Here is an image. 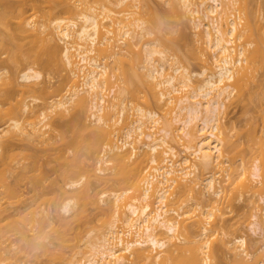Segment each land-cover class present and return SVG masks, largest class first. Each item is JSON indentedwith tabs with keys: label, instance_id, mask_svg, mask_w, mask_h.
Listing matches in <instances>:
<instances>
[{
	"label": "bare ground",
	"instance_id": "6f19581e",
	"mask_svg": "<svg viewBox=\"0 0 264 264\" xmlns=\"http://www.w3.org/2000/svg\"><path fill=\"white\" fill-rule=\"evenodd\" d=\"M73 1L75 3H73ZM177 1H179L181 9H184L185 14L186 12L189 13L190 15H188V17L191 16V18L193 19L192 20L189 18L188 20L193 23V27L191 26L190 28L193 30L192 34L197 32L196 35L194 34L193 36H200V38L197 36V42L200 40V42L202 41L201 43H203L204 45L203 46L199 44L200 42L197 43L193 38V41L196 42V44H199V46L194 44L196 47L199 48L200 45L201 47H204H200L201 51H197L198 53L196 54L198 56L200 55L199 53L202 54V56H199V59L206 65V68L203 69V72L199 73L198 75L203 79L201 81L199 80V82L197 81L196 83L194 77H196L197 75L190 73L188 71V68L181 66L178 62L174 61L172 59L173 57L168 54L166 45L163 46V43L165 42L168 47H171V45L168 44L169 39L165 37L167 39L166 40L161 35L162 32H165V28L168 27V25L165 24L168 19L163 16L164 18H166V21H164L165 19L162 20L160 16L156 17L155 15V18H152L150 17V15H148V19H146L147 21L150 19L148 21L150 25H148V23L145 22L146 20L144 21L143 18H136L137 14L133 12H137L136 10L137 8H139L138 0H59L57 3H55L56 6L53 5V7L51 6L49 8L47 14L48 16H50V18H52L53 14L56 13L57 8H60L59 13L64 14L65 17H53L54 19L52 18V21H44L39 24L37 23L38 25L36 24V22L38 21H35V23H33L34 21H31L32 19L30 20V18H26V16L24 15L26 14V12H23L25 10H21L22 13L20 10H16L18 12L20 11L19 14L16 12L17 19L19 20L17 24H19L18 26L20 29H18V26L17 28H15L17 30L22 29V31L18 33L21 34L23 31L26 34L29 32L33 33L32 29L34 28V32H39L41 30L43 33L47 34V37H50L51 40L49 41L52 42L50 43L48 41V43L50 44V48L46 45V41L45 45L48 48L44 47V50L46 51V49H48V52L44 51L43 53L42 49V51L39 52H42L43 54L41 53L40 55H38L39 60L38 58H36V60H38L37 62H40L41 55L44 57L45 53H47V56H45L48 58L50 57L48 55L51 54L53 56L52 59L54 58L53 61L57 60L58 62L51 63V60L48 58L50 60V64L53 65L54 63L55 65H60L61 68L64 67V70L66 69L67 71H69L67 75H69L68 82L70 83V85L66 84L65 88H67V86H70L71 88L69 87L68 90L71 89L72 91L67 90L71 93L70 95H68L67 93V96H64L65 98H63L62 96L63 99H58V97L60 96L58 95V92L57 95H55L57 99L54 100V97H51L52 99L50 102L45 99L44 103L46 104V106L48 105L49 108L44 106L45 104L43 103V108H46V110H42L40 112L30 110V105L28 103H24V108L22 107L20 110L21 115L22 113H24V115L22 116L28 114V118L25 116V118L27 119L23 120L24 117H22L23 119H20L26 122L28 121V124L26 122L25 123L27 125L24 124V122H22V124L19 119L16 120L11 118L12 122L9 127L10 129L6 131V134L7 136L11 135L10 137L16 140L18 138L16 137L17 135H26V137H29L28 139H32L31 141L46 143V132L44 133L43 129L49 128L51 125L46 124V122L52 116L50 115V113L53 112L54 115V113L56 112L62 118H64L66 114H68L70 117V121L65 123V125L64 123L63 125L59 124L60 126H58V129H61V140L64 141V144L60 145H62L64 149L68 147V150L72 151V156L68 154L70 151L65 153L66 150L62 151V146L61 148L59 147V153L62 151L61 153H65V155L68 154L69 157L68 155L65 156L64 154L60 155L58 153V158L56 157L57 162L60 163V175H58L62 177L63 179H60L64 180V183L67 182L68 186L72 189H76L78 185L81 186V188L79 187L80 189L76 191V193L79 192L78 194H76L78 196H74V198H78L79 200H77L80 201L78 202V210L74 212V214H72V216L68 219L67 217L63 216L64 218H62L61 216L60 226L57 228L52 227L51 240L49 243L46 242V239L50 236H48L45 232V229L49 224V220L46 215H43L44 213L42 210L38 211V209H40L39 205V208L37 210H30V214L26 213V215H28L26 217L25 215H23L24 217H21L22 213L25 214L26 211L22 213L21 211L17 213V211L15 214L16 216L14 217H21V222H17L14 219H11L10 221L12 215L10 213L8 214V209L12 205L11 201L16 200L14 198H17V194L19 192L17 191V188L21 187L18 186L19 184H15V182L19 183L21 180V182L23 183V181L25 182V179L27 177H29V179L31 177L30 180H32V177H34L33 180H36L37 177H35L34 174H37V172L41 173L39 172L41 171V167L37 168V166L42 165L40 162H38V165L33 166L29 164H23V166H25H21V169L20 167H16L12 164V161L16 160V158L12 157H17L16 155H19V152L17 150L21 149L19 148L16 150V147L13 146L15 147L13 149L16 151L12 152L13 149L11 148V146L13 145V142L11 144L7 140H13L7 136L6 137L8 139L6 140L0 139V150H2V154L0 155L2 159L6 158L2 160L0 157V170L1 168H3L0 171V224H4V222L6 221L5 225H0V264H20L22 256H24L23 258L26 259L29 258L28 260L33 258L34 260H38L41 256H47V264H83L79 260L77 261V252L74 251L76 246L73 244V240L70 237V231L73 229L74 224L76 222H82L85 225L90 223L91 214L89 209L102 211L103 213L101 214L103 215L112 213V210L116 211V209L120 212L122 206L120 204V201H122L123 197L124 199H126L125 196H127V194L131 192L132 189H135L138 192V194L135 195L137 197L134 196L132 201H128V203L126 202V205H124L125 210L122 208L125 212L122 209L121 213L115 212L116 215L119 213L122 217H124L121 219L118 218L119 214L117 215V218L119 220L124 221V225L128 227V230L123 232L122 229L121 233H118V229L116 230V226H119L116 224L117 221L114 220L115 222L113 221L112 223H110L108 229L109 231H107V234H105L101 239H99L98 243L92 245V247L90 248V254L84 264H213V259L215 258V248L213 246L214 243H212L209 238L205 240V238L209 236L208 233H210L211 228L207 227L208 224H206L207 226L202 224V218L199 220H193L194 222L191 221V223H189L187 219H182L184 213H186L187 215L191 213L189 210L188 211L190 213L184 212L182 215L181 213L179 214L177 212L178 210H174L173 208L169 209V190L176 186V188H179L177 192L183 193L184 196L187 195L185 197L188 198L186 200H182V205H180L181 209H184V207L188 205V199H197L198 201L202 200L196 203L197 207H199V210L203 212H200V215L203 214L204 217L207 216L205 217L207 218V220L205 218L204 220H206V222L208 221L207 223H210L211 219L214 217V214L213 212H208L207 214L206 210H202L204 208L202 203L215 200V198H212L214 196H221V190H216L215 188V184L217 181L214 178L215 176L211 175L204 179L206 190L204 188L203 190H197V187L192 184H188L186 181L190 182L188 178L191 177L197 179L198 175L196 176V174L200 172V168H204L206 170L208 169L209 171V169L220 165L222 162H224L220 160L225 159L224 154H229L228 151H226L227 153L223 152L225 151V149H223V145L227 143V139L225 138L226 136H224V128L226 127L224 122L222 123V115L227 108V104L231 102L233 98L239 97L237 89H239L240 83L244 82V78H247V76L249 75L248 73H250V71L255 66L252 65L253 62L256 59L257 61H261L259 60L260 58L262 60L264 59V49L254 40V36H256V34L254 35L252 21L247 16L249 15V11L246 14V11L248 9L247 4L251 2V0H241L243 1V6L246 7L245 9L243 7V9L245 10L244 13L247 16V21L243 28L239 27L240 23H238V21L233 18L234 16L232 17L231 15L234 10H237L236 6L238 5L240 0ZM52 2L54 4V1ZM24 3L22 4L24 5ZM27 3H30L33 7H37L38 2L35 0H29V2H26V4ZM98 3H103L102 5L99 4L101 6L100 11L97 10V7L94 6V4ZM30 4H27L25 6H30ZM175 5L178 6V3ZM4 6L7 7L6 5ZM134 8H136V10H134ZM13 11H7V13L5 12V14H3V17L1 16L2 20L6 21L3 18H7L8 20V18H11V16L15 17L16 14H14L15 12ZM130 15L134 16V18H130ZM158 15H160V13H157V16ZM233 15L235 14L233 13ZM6 23L4 26H6ZM15 28H13V30H15ZM163 28L164 31H161ZM10 29L12 30V28ZM30 29L31 31H29ZM11 32H15V34H18L16 33V30ZM157 32H161V38L162 40H165L163 43L161 42V38H158L160 35ZM55 34H57L56 36H59V39L61 42H63L64 47L60 48L58 46L59 44H57L55 38H53V35ZM154 34H158L155 35L154 38L156 36L158 37H156L155 39L150 38ZM113 35H116L117 38H119L120 36L121 37L118 40H115L117 38H115V36L113 37ZM12 39L14 40L15 38ZM47 39L48 38H46V40ZM119 41H121L120 43L125 44L126 47L124 46V48L121 47L120 49V46L116 43ZM14 42L16 41L14 40ZM14 42L12 44H14ZM159 42H161L162 45ZM255 43L256 46L252 49L251 47ZM158 44L160 45L158 46ZM3 46L5 49L7 45ZM158 47H165V50L159 49ZM0 48L3 49V47L1 46ZM198 48H196L195 50H197ZM135 49L139 51H135ZM205 51L207 52L205 53ZM11 52L12 50L10 51V56ZM190 53L192 52L190 51ZM13 54L14 55L12 56L14 57L11 56V58H13V61H16L17 59L19 60L22 56L19 55L20 57H18L17 55L16 58H18L14 60L16 53L14 52ZM207 54H209V57ZM25 57L28 56H26L25 54ZM44 58L41 60L44 61ZM110 59L111 61L112 59L115 61V63L114 61L112 62L113 67L115 64V68L112 71L113 76L117 75V78L118 76H120L121 78H119L123 80H121L122 85L124 83V85L119 90V95H125L126 97L128 96V98L130 97L132 99L131 105H133V103L135 102V107H131H134V110L128 108V104L123 97H119L120 101L118 102V104H116L117 102L115 103V101H112L111 103L110 100H108L109 98H107L108 95H105V93L107 92L106 90L108 84L111 85L110 76L112 74H109L108 72V65L111 63L109 62L108 64L104 62ZM126 64H129L130 66ZM210 64H213V67H211ZM42 65H44V62ZM137 68H139L140 70ZM250 68L252 69L250 70ZM115 70L119 72L117 73ZM76 71L81 72V74H78ZM143 71L145 73H143ZM138 72L141 73L139 74ZM78 75L80 78L78 77ZM132 75L134 77L139 75L140 79H142L141 81L144 80L146 82V84H144L145 82L141 83L138 76V79L136 78V80L141 83V87L145 86V89L150 87L149 89H146L147 94L153 92L154 96H156V99L157 95L159 94L158 96L160 97H158L157 99L159 100L158 102L166 100L169 105L174 104V107L172 106L173 112L172 114L170 112V116L165 114L167 118L164 116L163 118H160V115L157 112H153L139 106L140 104L138 103V101L141 102L142 95L145 96V89L143 88L144 91L141 90V88H139L140 85H136L138 84V82H136V80L132 81L133 79H135L134 77H131ZM81 77H83V79H81ZM142 77H144L145 79H143ZM77 78L83 80V82L81 81L82 84H80L81 82H77ZM19 79L22 82L21 84L19 83V80L16 82V79L11 80L10 78V84H12L13 88L18 89L20 84L21 88L24 86L29 87L27 89H30L31 85H33V87H35L37 84L39 85V83L37 82H40L43 79V74L32 67H28L25 68ZM134 82H136V84ZM109 89V93L111 89L114 90L113 83L112 87ZM14 91L15 90H13V92ZM30 91H33L34 94H37V92H39V89L32 88V90L30 89ZM41 91L44 94H48V91H46V89H42ZM156 91H158V94L156 93ZM185 92L187 93L183 94ZM12 94L7 93L8 98L9 96L12 97ZM140 94L142 95L139 96ZM175 94L182 95L180 97H174L173 95ZM1 95L5 96L6 93L4 92L2 94L0 91V100H2ZM7 95L5 97L3 96V99L6 98ZM87 96H90L89 98L91 100H89L91 101V103L88 102L89 100ZM137 97H140V100L137 99ZM8 98L4 99L5 101L2 100L3 103L6 102ZM115 98L117 97L115 96ZM144 98H147V96H145ZM34 100L37 101L38 99L34 98ZM0 104H2V102ZM89 110H92L91 115V112H88ZM115 111L117 113H115ZM131 113H133V116L135 115L134 113H136V117L132 116V118L134 119L131 118V121L129 120L130 122L126 121V123H124L125 127L122 126L124 129H122L120 124H123L125 120L130 119L128 117L131 115ZM103 114L105 115L103 116ZM116 115H118V117ZM87 116L88 119L92 117L93 121H91V119L88 120ZM114 120L115 124L112 125L111 122L114 123ZM107 121H110L109 124H111L112 126L118 127L120 125L118 127L119 129L117 128L120 131L117 130V132H119V136L124 137L120 139L121 145L119 144V141L112 144L113 141L111 140V134L109 131H106L108 129L105 130V127L107 128ZM109 124L108 127H111V125L109 126ZM66 128L68 133H70L69 136H71V138H68L67 131L65 130ZM113 130L116 129H114L113 127ZM121 132L122 134H120ZM114 134H112V136H114ZM253 137L255 138V136L251 137L252 140L254 139ZM257 140L260 141L259 139ZM114 141L116 140L114 139ZM169 141H172V144L175 143V145L180 144V141L183 143L185 155L181 160H176L179 155L176 148L173 147V145L171 146L169 144ZM60 142L62 143V141ZM254 142L256 143L257 141L255 140ZM228 145L229 144H227L226 146ZM103 146H107L104 148H107V150H109L108 152L112 155L110 160L106 161V164L111 165V174L110 176L106 175L107 177L105 178L104 170L102 168L100 169V167L98 166V163L100 161L101 162L99 165H101L103 161L105 163V159H103V153L105 149H102ZM164 147H166V150H164ZM227 148H230V145ZM128 151H130V153ZM11 152L14 156L10 154ZM3 155H6V157H4ZM26 155L30 156V154H25L23 156ZM100 157H102V160H99ZM191 157H193L192 159L194 160H198L199 163L197 161H193L194 163H192ZM173 158L176 160V162L173 161ZM148 159L154 166L153 173H151V175L145 177L144 179L145 172L143 169V164L147 162ZM17 160L21 161V159ZM228 160L229 159H225L224 163H228ZM196 162L198 164H196ZM183 164L186 167H184ZM26 166L30 167L27 168ZM97 166L99 169L97 168ZM35 168L36 170H39L36 172ZM147 169L148 168H146L145 170ZM227 169L228 167H226V170ZM55 170L53 169V171ZM219 170L218 172H221ZM261 170L262 168L260 161H256L254 163L253 171L251 172L250 176L255 183L254 187H257L256 189L260 191V201L264 204V182L263 180H261L263 178ZM7 172L11 175L9 178L13 179L14 177L13 181L11 179V181L9 180V178L7 177L8 175L6 174ZM26 172L29 174H33V176H31V174L29 176V174H27ZM147 172L148 170L146 171V173ZM42 174L44 173L42 172L40 174L41 177ZM101 174L104 176L101 177ZM12 175L14 176L12 177ZM175 175L177 178L173 177ZM214 175L216 174L214 173ZM180 176L183 178V182L180 181ZM46 178L47 177L42 180L38 176L37 179H41L42 183H39L40 180H36V182L32 181V183L42 184L38 186L43 191L44 188H42L41 186L45 184ZM84 180L86 181L83 182ZM94 181L95 183L97 182V184L99 183L98 186L101 185L106 187L107 191H109V188H111V192L113 191L112 193L110 192L112 194L111 197H113L114 199L109 198L111 200L109 201L111 203L115 201L114 205H109L110 202L106 200L108 197H110V193L108 194L106 191H102L101 194H98V192L96 193V191L94 192V186L92 187V185L95 184ZM184 182L186 184H183ZM141 184H143L144 186ZM14 185H17V187H15ZM248 185L249 184H247V186L245 185L244 187H249ZM53 186L51 185L50 187ZM64 186L66 185L64 184ZM57 187L58 190L56 191L59 192L60 190L63 195L68 193L66 192V190L64 191V188H62L63 186L59 188V186L57 185ZM116 187L121 188L122 191L118 190L119 188L117 189ZM112 188H114L116 191L114 189L112 190ZM37 189L39 188H36V191H40V189ZM50 189H52L54 193V187ZM135 190H133L132 192H135ZM252 190L253 189L251 188V191ZM42 191H40L39 193H42V195H44L45 193ZM52 191H50V194H52ZM55 194L56 193H54V196ZM62 194H60L59 192L58 196ZM40 195L38 197L39 200H41ZM19 196L18 200L20 198ZM46 196L48 197L49 194H46ZM52 198L53 199L49 198L51 200L45 198V203H47L48 200V203L50 201L54 204L55 201L57 202L58 198L61 199V197L57 198V194ZM43 200H41V202ZM216 200L215 202H218V200ZM5 201H8L7 204L4 203ZM42 204H44V202L40 203V206H42ZM73 204V201H69L68 203L63 205V210L69 213L70 207ZM113 207L116 209H114ZM122 213L124 215H122ZM173 213H176L177 218L172 216ZM262 213H264V206L261 208H256V211L253 215V222L250 223L249 227L250 231L255 234L258 233V235L260 234L261 238L263 239L261 241L262 245L260 242V244H258L259 247L261 246L258 251L253 254L248 253L249 245L248 238L246 236H238L234 237L233 239L230 238L231 240L226 243V249L233 257L235 264H264V219L260 215ZM38 215H41V217L38 218ZM187 215L186 217L190 219V215ZM191 217L193 218V216ZM13 220L15 222H12ZM182 233L185 235V238L182 241L177 242V236ZM124 235L126 239L124 238ZM132 235L134 236V238L132 237ZM13 236H17L19 240H17L16 237L12 238ZM130 236L133 238V240H131L132 238ZM15 238L18 241L17 243V241L15 240L17 244L14 241L12 242V240ZM11 243L14 244L10 246ZM224 244L225 243L223 241V246ZM69 248H72V251H70V253L67 251V249ZM186 253H189L187 254L189 258L186 257V259H183ZM22 262L24 261L22 260L21 263Z\"/></svg>",
	"mask_w": 264,
	"mask_h": 264
},
{
	"label": "rangeland",
	"instance_id": "374dc122",
	"mask_svg": "<svg viewBox=\"0 0 264 264\" xmlns=\"http://www.w3.org/2000/svg\"><path fill=\"white\" fill-rule=\"evenodd\" d=\"M35 1L38 2L37 3V7H33L30 3H27V4H30V6H25V5H27L26 2H29V0H27V1L26 0H0V19H1L0 20V46L3 47V49L0 48V74H1L0 91H1L2 94L5 92L6 95H7V93H10V94L13 93L12 97L9 96V98H8L9 94L7 95L6 98H8V99L4 103H3L2 100L6 99V98L3 99L4 95H1V97H2L1 99L2 100H0V103L2 102V104H0V116H1V119H0V133H1L0 139H3V140L8 139L7 137L12 139L10 137L11 135L7 136V134H6V131L10 129L9 127H10V124L12 122L11 118L16 119V120L19 119L21 121V123L24 122V124H26V123L28 124V121L27 122L23 121V120L28 118V116H27L28 114L27 115L25 114V116L27 117V118H25V116H22V115H24V113H22V115H21V111H20L21 108L24 106V103H28L30 105V110H35V111H39L40 112L42 110H46V108L45 109L43 108V105L45 104L44 103L45 99L48 102H50L53 97H54V100L57 99V97L55 96V95H57V92H58V95H60L58 97V99L59 98L61 99L62 96H63V98H65L67 96L66 95L67 93H68V95H70V93H71V92H68V91L71 90V89L68 90L70 86L69 87L67 86V88H65L66 84L70 85V83L68 82L69 81V75H67L69 73V71H67L66 69L64 70L63 69L64 67L61 68L60 65L58 66V65H55L54 63H53V65L50 64V60H51V63L52 62H56V63L58 62L57 60L53 61L54 58L52 59L53 56L51 54L48 55V56H50V57H48L50 60L46 57L47 53H45L46 56L44 55V57H46V58H44L41 55V59L44 58L46 60V62H45V60L42 61L41 59H40V62H37L39 60V56L38 55H40L42 53V52H39V51H42V49H43V53H44V51H45L44 47H47V46L49 47L50 44L48 43V41L51 40L50 37H47V34L43 33L41 30L39 32L38 31L34 32L33 31L34 28L32 29L33 33L29 32L27 34L24 33V31L20 34L18 32L22 31V29L21 30H17L16 29L17 26L19 25V24H17V22H19V20L17 19V13L19 14V12L21 10H25V11H23L24 13L26 12V14H24V15L26 16V18H30V20L32 19L31 21H34L33 23H35V21H38V22H36V24L37 23L39 24V23L44 22V21H49L50 22L54 18H58V17H65L64 14L59 13L60 8H57L56 13L53 14V16H52V18L54 17L53 19L50 18V16H48V14H47L48 11H49V8L51 6L53 7V5L56 6L55 3H57L59 0L58 1H56V0H35ZM52 1H54V4H53ZM138 2H139V5H138L139 8H137V10H136V8H134V10H136L137 12H133V13L137 14L136 18L141 17V19L143 18V20L145 21L146 19H148L147 18L148 15H150V17H152V18H155V15H156V17L160 16V18L162 20L165 19L164 21H166V18L168 19V21H166L165 24L168 25L169 30H168V27L165 28V26H164L165 32H162L161 35L164 37V39H166V38L169 39L168 40V44L171 45V47H168V45L164 42L165 40H162V38H161L162 36L160 35L161 32H157L160 36L159 37L156 36V37L161 38V42L162 43L164 42L163 46L166 45L167 48H170V49L166 48V50H168V54H170L173 57L172 59L174 61L178 62L179 65L188 68V71L190 73L197 75L196 77H194L195 83L197 81L199 82V80L201 81L203 78L199 77L198 75H199V73L203 72V69L206 68V65L199 59V56L200 55L202 56V54L199 53L200 55L198 56L196 53L201 51L200 47H201V45H203V43H201L202 41L200 42V40H199L198 42H200L199 44H201L200 47L198 48V47L195 46V45L199 46V44H196V42L198 40V38H197L198 35L196 37H194L193 35L194 34L196 35L197 32L192 34L193 30L190 29L192 24H193L191 21H188L189 18L192 19L191 16L188 17V15H190V14L187 13V12H186L187 15L185 14L184 9L183 8L181 9V7H180L181 5L179 4V1H177V0H138ZM22 3H24V5ZM73 3H75V2L73 1ZM145 3H146V5H145ZM177 3H178L179 8H178V6L175 5ZM99 4L102 5L103 3L102 4L101 3L94 4V6L97 7V10L100 11L101 6ZM4 5H6L7 7H5ZM243 5H244L243 1L240 0L238 5L236 6L237 10H234L231 13V15H232V17L234 16L233 18L236 21H238V23H240L239 24L240 28H243L245 26L246 21H247L246 20L247 16L250 18V20L252 21V24H253L252 26H253V30H254V35L256 34V36H257V37L254 36V40L257 42V44H260L263 47V49H264V45H263L264 44V0H251V2H249L247 4L248 6L246 5L248 7V9L246 11V14L249 11L248 12L249 15H247V16L244 13V11H245L244 9L246 7L243 6ZM22 6H24V7H22ZM243 7H244V9H243ZM16 10H20V11L18 12ZM7 11L8 12L13 11V12H15L14 14H16V15H15V17H12V16H11V18L9 17L8 20H7V18H3L4 20H6V21H3L2 20L3 14H5V12L7 13ZM148 12H149V14H148ZM156 12L160 13V15L157 16ZM21 13H22V11H21ZM233 13L235 15H233ZM135 14H134V16H135ZM151 15H153V16H151ZM134 16L130 15V18L133 19ZM163 16L166 17V18H164ZM129 20H131V19H129ZM148 21L146 20L145 22L148 23ZM152 21H153V19H152ZM169 22H170V25H169ZM5 23H6L7 27L4 26ZM9 23H10V26H9ZM148 25H150V24L148 23ZM8 27L12 28V30L10 28H8ZM13 28H15V30L17 31L16 33H18V34H15V32H13V33L11 32V31H15V30H13ZM164 28L161 31H164ZM6 29H9V30H6ZM18 29H20L19 26H18ZM166 29H167V31H166ZM29 31H31V29ZM40 32H41V34H40ZM23 33L25 34V36H24ZM13 34H15V35H13ZM158 34H154L150 38L155 39L156 37L154 38V36L158 35ZM56 35L57 34L53 35L54 36L53 38H55L56 43L59 44L58 46L60 48L64 47L63 42H61L60 39H59V36H56ZM114 36H115V38H117L116 35H113V37ZM198 37L200 38V36H198ZM260 37H262V38H260ZM12 38H15L14 40L16 42H14V40ZM43 38H45V39H43ZM46 38H48V39L46 40ZM119 38H117L115 40H118ZM193 38L195 39L194 41H196V42L193 41ZM189 40H191V41H189ZM13 42H14V44H12ZM49 42L52 43L51 41H49ZM120 42L121 41L116 42L117 45L120 46V49H121V47H123V48H124V46L126 47L125 44L120 43ZM161 42H159V43L161 44ZM190 42H192V43H190ZM45 43H46L47 46L45 45ZM15 44H16V46H15ZM160 44H158V46ZM3 45H5V46L7 45L5 49H4ZM9 45H10V47H9ZM11 46H12V48H11ZM255 46H256V43L251 48L253 49ZM190 47H192V48H190ZM193 47H194V49H193ZM195 47L200 49V50H198V49L195 50L196 49ZM15 48H16V50H15ZM117 48H119V47H117ZM158 48L162 49V50H165V47L164 48L158 47ZM201 48H204V47H201ZM21 49H22V51H21ZM11 50H12L13 53L14 52L16 53L14 60H16L21 55L23 56V53H24V56L23 57L21 56L22 58L20 57L19 60L17 59L16 61H13V58H11V56L14 55V54L11 52V56H10V51ZM205 50H206V48H205ZM135 51H139V50L135 49ZM190 51L192 53H190ZM36 52H37V55H36ZM38 52H39V54H38ZM45 52H48V49H46ZM206 52L207 51H205V53ZM25 54L28 57H25ZM27 54H29V55H27ZM17 55H18V57L16 58ZM207 55L209 57V54H207ZM12 57H14V56H12ZM36 58H38V60H36ZM10 59H12V60H10ZM259 60H261V61H257V59H256L253 62L252 65H255V66L253 67V69L250 68V70L251 69L252 70L251 71L249 70L250 73H248L249 75L247 76V78L246 77L244 78L245 80L243 79L244 82H241L242 85L240 83L239 89H237V91L239 93V94L237 93L239 95V97H238L239 99L237 97H235V98H233L231 100V102L228 101L229 105L227 104V108L224 111V114L222 115L223 116L222 123L224 122L225 127H226V128H224V136H226L225 138L227 139L226 140L227 143L225 142L226 144L223 145V149H225V151H223V152H226V151L229 152V154L227 152H226L227 154H224V153L223 154H224V158L225 159H229L228 163H224L225 159H220L221 161H224V162H222L224 164L221 163L220 165H217L216 167H213L212 168L213 171H212V169H209V171H208V169L206 170L204 168H202V169L200 168V172H198L196 174V176L198 175L197 179L191 177V178H188V180L190 182L193 181L192 183L186 181L188 184H192L195 187H197V190H199V189L203 190V188L205 189L204 179H206L208 176H211V175L215 176L214 178L217 180L216 184H215V188H216V190H219V189L221 190V192H222L221 196L212 197L213 199L215 198V200L217 198L218 202H215V200H213V201H210V202H205V203L203 202L202 203L203 207H204L202 210H206L207 214H208V212H210V213L213 212V214H214V217L211 219L210 223H207L208 221L206 222L207 218H205V217H207V216L204 217L203 214L200 215V212L201 213H203V212L201 210H199L200 209L199 207H197L196 203L199 202V201H202V200L198 201L197 199L196 200L188 199V205L186 207H184V209H181L180 205H182V200H186L188 197H185V196H187V195L184 196L183 193L177 192L179 188H176V186H174V188L169 190V192H170L169 193V196H170V200L169 201H170V203H169V206H168V207H170L169 209L173 208L174 210H178L177 212L179 214L181 213L182 215H183L184 212H189L190 211L191 213L189 212L190 214H188V215H190V219L192 218L191 216H193V218L190 220L188 217H186L187 214L184 213V215L182 216L183 217L182 219H185V220L187 219L189 221V223H191V221H193V220H199V219L202 218V220H201L202 224L205 225V226H207L206 224H208L207 227L211 228L210 229V233H208L209 236H207V238H205V240L209 238V240L212 243H214L213 246L215 248V250H214V257L215 258L213 259V264H235V262L233 260V257L231 256V254L226 249V247H227L226 243L229 240L233 239L234 237L246 236L248 238V245H249V250H248L249 252L248 253H250V254L251 253L253 254L256 251H258V249L261 247V246L259 247L258 244H260L261 241L263 240L261 238L260 234L259 235H258V233L255 234L252 231H250V229H249L250 223L253 222V215H254V212L256 211V208H261V207L264 206V204L261 203V201H260V195H261L260 191L258 189H256L257 187H254L255 183L253 182V179L250 176L251 172L253 171L254 163L256 161H260L261 168H262L261 174H263V178L261 180H263V182H264V149H263L264 148V142H263L264 141V131H263L264 130V62H263L264 59L262 60L260 58ZM41 61H42V64L44 62V65L41 64ZM113 61H114L113 59H112V61L110 59V60L104 62V63H108V64H109V62L111 63V64H109V65L107 64V65L109 66L108 67L109 74L110 73L112 74L111 75L112 77L110 76L111 85L108 84V87H107V90H106L107 92L105 93V95H108L107 98H109L108 100H110L111 103H112V101H115V103L117 102L116 104H118V102L120 101L119 97H121V98L123 97L125 99L126 103L128 104V108H131L132 106H134L135 102L133 103V105H131L132 99L130 97L128 98V96L126 97L125 95H121V94L119 95V90L124 85V83L122 85V81L123 80L120 79L121 78L120 76H118V78H117V75L113 76L112 71L115 68V64H114V67H113V63H112ZM114 63H115V61H114ZM126 65L130 66L129 64H126ZM126 65H125V67H126ZM212 65L210 64L211 67H213ZM28 67H32L35 70H38V71H40L43 74V79L40 82H37V83H39V85L38 84L36 86L34 85L35 87H33V85H31V87H30L31 90H32V88H36V89L38 88L39 92H37V94H34L33 91H32L33 92L32 93L30 91V89H27L29 87H24V86L22 88L20 87V84L22 82L19 79V77L21 76V74L23 73L25 68H28ZM137 69H139V68H137ZM115 71L117 73L119 72L117 70H115ZM77 73L81 74V72H77ZM138 73L140 74L141 72H138ZM143 73H145V72L143 71ZM67 76H68V78H67ZM138 76L134 77L132 75L131 77L135 78L132 81H135ZM78 77H79V75H78ZM10 78H11V80L16 79L15 80L16 82L19 80V83H20L19 87L20 88L18 86H17L18 89L17 88L16 89L13 88L12 84H10ZM66 78H67V80H66ZM79 78H77V79L80 80V81L77 80V82L78 83H80L81 81L83 82V80H81V79H83V77H81V79H79ZM138 78H139L140 81L142 80V79H140V76ZM142 78L145 79L144 77H142ZM119 80L120 81L122 80V81L120 82ZM66 81H67V83H66ZM82 82L80 84H82ZM136 82H138V84H136ZM136 82H134V83L139 86L141 83H143L145 81L143 80L140 83L138 80H136ZM112 83H113L114 90L111 89V91L109 93V90H110L109 88L112 87ZM144 84H146V82ZM29 86H30V84H29ZM14 87H16V86H14ZM139 88H141V90L144 91L145 86L141 87V85H140ZM149 88L150 87H148L146 89H149ZM42 89L43 90L46 89V91H48V94H44L41 91ZM146 89H145L144 93H145V96H147V98H144L145 96L140 94L139 96L142 95V97H141L142 101L140 102V101L137 100L138 103L140 104V105L139 104L138 105L143 107L144 109L151 110L153 112H157L160 115V118L161 117L163 118V116L166 117V115L170 116V112H171V114L173 112V107H174L173 105L174 104L173 105L170 104L171 105L170 106L169 103L166 100H165L166 102L165 101H161V100H160L161 102H158L159 100H157V99H158V97H160V96H158L159 95L158 91H156V93L158 94L157 95V99H156V96H154L153 92L149 93V94H151V95H149V94H147ZM13 90H15V91L13 92ZM149 92H150V90H149ZM186 93L187 92H185L183 94H186ZM242 93H243V95H242ZM181 95L182 94H179V95L175 94L173 96L174 97L175 96L176 97H180ZM115 96L118 99L115 98ZM89 97H88V100L90 99ZM34 98L38 99V100L35 101ZM139 98L140 97H137V99H139ZM90 100L88 102L91 103ZM44 106H46V104ZM46 107L49 108L48 105ZM133 108H131V110ZM88 112L89 113L91 112L90 115L92 114V110L91 111L89 110ZM129 112H131V111H129ZM115 113H117V112L115 111ZM57 114L58 113H56V112L54 113V115H53V112L50 113V115H52V116H51V118H49V120L46 122V124H49V125L51 124V125H50L49 128L43 129L44 133L46 132L45 133V139L47 141L46 143L45 142L44 143H39L38 141L37 142L36 141H31L32 139L31 140L28 139L29 137L28 136L26 137V135H17L16 136V137H18L17 140L16 139H12L13 141L7 140L11 144L13 142V145L11 146L12 149L16 147L15 148L16 150L19 149V148L21 150H23V151L17 150L19 152V155H16L18 153H16L15 155L18 158L15 157L12 154V152L13 151L15 152L16 150L13 149L12 152L10 153V154H12L14 156L12 158H16V160L12 161L13 165H15L18 168L20 167V169H21L22 167L25 166V165L23 166V164H26V165L29 164V165L33 166V165H38V162H40L42 166L38 165L37 168L41 167V171H39V172H41V173L43 172L44 174H42V177H41V175H40L41 173L37 172L39 169L36 170V168H35L37 174L34 172L35 173L34 175L37 178L39 176L42 180H44V178L47 177L45 179V184H43V186H41L42 188H44L43 191L38 186V185H42V184L34 183L36 185L35 186L32 183V181L36 182V180H38V181L40 180L39 181V183H40L41 179H37L36 178V180H33L34 177H32L33 179L30 180L31 177H30V179H29V177H27L25 179V182L22 180L23 183L20 180L21 185H20V182L19 183L15 182V184L17 183V184H19L18 186H21V187L20 188L18 187L19 190L17 188V191H19L18 194H17V198H14L16 200L13 199L14 201H11V203H12V205L10 206L11 208L9 207V209H8L9 210L8 214L10 213L12 215L11 218H10V221H11V219H14L17 222L18 221L21 222L22 221L21 217L23 215H25V217H26V216H28V215H26V213L30 214V210L31 211L32 210H37L40 207V209H38V211L42 210L43 213H44L43 215H46L48 220H49V224L47 225V227L45 229V232L47 233V235L50 236V237H48L46 239L47 243H49L50 240H51L52 227H56L57 228V227L60 226L61 216H62V218H64V217H67V219L70 218L72 216V214H74V212H76L78 210V208H79L78 202H80V201H78L79 199L77 198L78 199L77 200L76 198H74V196L79 193V192L76 193V191H78V189H80L81 186L78 185L77 188L76 189L73 188L74 189L73 190L71 187L68 186L67 182L65 181L66 183H64V180H61L63 178L59 176L60 175L59 174L60 173L59 172L60 163L57 162L56 157L58 156V153H59V147L61 148V146H62L60 144H64L63 143L64 141L61 140L62 137H61V133L60 132H62V131H61V129H58V126H60L59 124L63 125V123L65 125V123L70 121V117H69L68 114H66L67 117L66 116L64 117L66 119L65 120L59 114L58 115ZM132 114L133 113H131V115H130L131 117L130 116L128 117L130 119L125 120L123 122V124H120L122 129H124L122 126H124V123H126V121H129V120L131 121V118L133 116ZM134 114L136 115V113H134ZM104 115L105 114H103V116ZM135 115L133 117H136ZM88 116H87V119H88ZM116 116L118 117V115H116ZM14 117H16V118H14ZM22 117H24V119ZM117 117H115V118H117ZM20 118L23 119V120H21ZM68 118H69V120H68ZM90 119H91V121H93L92 117ZM90 119H88V120H90ZM132 119H134V118H132ZM115 120H114V123L111 122L112 125L115 124ZM106 123H107L106 124L107 128L105 126L104 127H105V130L108 129L106 131H109L110 134H111V137H112L111 140L113 141L112 144H114V142L116 143L117 141H119V144L121 145L120 139H122L124 137L123 136H119V134H118L119 132H117V130L119 129L118 127L120 125L119 126L117 125L118 127H116V126H112L111 124H109L110 121H107ZM108 124H109V126L111 125L112 128L108 127ZM113 127L116 130H113ZM110 128H111V130H110ZM122 129H121V131H122ZM65 130L67 131V128ZM226 130H227V132H226ZM118 131H120V130H118ZM114 132H115V134H114ZM122 132L120 134H122ZM67 134H68V138L69 137L71 138V136H69L70 133H68V131H67ZM112 134H114V136H116V137L112 136ZM123 134H124V132H123ZM252 136H255V138L254 137L253 138L257 141L256 143L254 142L255 141L254 139L252 140V138H251ZM16 137H14V138H16ZM47 138H48V140H47ZM113 138L116 141H114ZM257 139H259L260 141H258ZM60 141H62V143ZM172 143H173L172 141H169V144L171 146L173 145V147L176 148L177 153L179 155L176 160H181L182 157L185 155L183 143L181 141H180V144H178V145L177 144L175 145V143L174 144H172ZM227 144L230 145V148H227V147H229V145L226 146ZM231 144H233V145H231ZM13 146H15V147H13ZM64 147H65V145H64ZM66 147H67V145H66ZM104 147H107V146H103L102 149H105ZM61 149H62V151L66 150V152L64 151L65 153L70 151L68 154L70 156H72L71 155L72 151L68 150L69 149L68 147L64 149L63 146H62ZM164 150H166V147H164ZM0 151H1L0 154H2V150H0ZM108 151L109 150H107V148H106L104 150L105 154L103 153L104 156L101 154L104 157L103 159H105V163H104V161H103V163H101V165H99L101 161L98 163V166L100 167V169L102 168L104 170V175L105 176L102 175V174L100 175L101 177L104 176V178L107 177V176H110V174H111V165L110 164H106V161H109L110 158L112 157V155ZM130 151H128V152L130 153ZM230 151H231V153H230ZM61 152L59 153L60 155H62V154L65 155V153H61ZM3 153H4V151H3ZM25 154H30V156L29 155H26L27 157L23 156ZM68 154H66V155H68ZM230 154H231V156H230ZM69 155H68V157H69ZM3 156L6 157V155H3ZM7 156H8V154H7ZM0 157H1V155H0ZM9 157H11V156H9ZM24 157H26V158H24ZM54 157H55V159H54ZM192 158L193 157H191L192 163H194L195 161H197L199 163L198 160H196V159L194 160ZM1 159H2V157H1ZM1 159H0V161H1ZM3 159H6V158H3ZM17 159H21V161L19 160L20 161L19 162ZM11 160H13V159H11ZM99 160H102V157H100ZM176 160L173 158V161L176 162ZM34 161H35V163H34ZM148 161H149V159L147 160V162H145L143 164V169H144V172H145L144 179H145V177H148L151 173H153V167L154 166H153V164L150 163V161H149V164H148ZM197 162H196V164H198ZM98 166H97V168H98ZM26 167L29 168L30 166H26ZM54 167L56 168V170H55ZM184 167H186V166L184 165ZM226 167H228V169H227L228 171L230 170L229 171L230 172V176H229V172L226 170ZM52 168L56 172L53 171ZM57 168H59V169H57ZM146 168H148L147 170H148L149 173L148 172L146 173V171H147V170H145ZM216 168H217V170H216ZM2 169L3 168H1V170ZM35 170H33V171H35ZM218 170L221 171V172H218ZM224 170H225V172H224ZM26 171H27V169H26ZM214 173L216 175H214ZM6 174L8 175L7 176L8 178L11 176L10 173H8V172ZM23 174H25V173H23ZM27 174H29V173H27ZM27 174H25V175H27ZM30 174H29V176H30ZM13 176L14 175H12V177ZM31 176H33V174H31ZM173 177H176V175L173 176ZM180 178H181L180 181L183 182L184 181L183 178L181 176H180ZM250 178H251V181H250ZM10 179L11 178H9V180ZM13 179H14V177H13ZM13 179H11V180L13 181ZM144 179H142V180H144ZM178 180H179V178H178ZM85 181L86 180H84L83 182H85ZM240 181H242V182H240ZM247 182H249V183H247ZM54 183H55L56 186L54 185ZM94 183H95V181H94ZM64 184L66 186H64ZM81 184H82V182H81ZM98 184L96 182L94 185H92V187L93 186L95 187V188L93 187L94 192L96 191V193L98 192V194H101L102 191H104V192L106 191L108 194L111 192V188H109L110 190L107 191L106 187L101 186V185L98 186ZM183 184H186V183L184 182ZM247 184H249L248 185L249 187H244L245 185L247 186ZM51 185L52 186L54 185L53 186L54 187L53 190H55L54 193L57 194V198L61 197V199H63V200H61V199L58 198L59 201L58 200H57V202L55 201L56 203L54 202V204H53V202H50V201L48 203V200H47V203H45L46 202L45 198L53 199L52 197L56 196V194L54 196V193H53L52 189H50V188H53V187H50ZM57 185L59 186V188L61 186H63L62 188H64V191L66 190V192H68V193L63 195L62 192L59 190L60 194H62V195L58 196L59 192L56 191V190H58ZM141 185H143V184H141ZM14 186L17 187V185H14ZM33 186H35V187H33ZM36 188H39L40 191L44 192L45 194L44 193L43 194L45 196H46V194L47 195L49 194V196L45 197L44 195H42V193H39L40 191H36ZM104 188H105V190H104ZM251 188L253 189L252 191H251ZM254 188H255V190H254ZM39 189H37V190H39ZM113 189L114 188H112V190ZM243 189H244L245 192L243 191ZM49 190L52 191L51 192L52 194H50ZM118 190H121V188H119ZM133 190H135V189H132L131 192H129L127 194V196H125L126 199H124V197H123L122 201H120V204L122 205L121 209L123 208L125 210V206L124 205H126V202L128 203V201L129 202L132 201L134 196L138 194V192L136 190H135L136 193L132 192ZM45 191L46 192L49 191V192L46 193ZM111 193L109 195L110 197H108L106 200L109 201L110 200L109 198L114 199L113 197H111V195H112ZM117 193H120V192H117ZM40 194L42 195V197H41ZM39 195H40V199L41 200H43V198L45 197L44 200L42 201V202H44V204H42V206H40V203H42V202L38 198ZM18 196L20 197L19 200H18ZM76 196H78V195H76ZM182 196H183V198H182ZM135 197H137V196H135ZM184 197H185V199H184ZM51 199H49V200H51ZM67 201L68 202L69 201H73V203H74L73 204L74 207H73V205H71L69 213L65 212L63 210V205L68 203ZM7 202L5 201L4 203L7 204ZM114 202H112V203L110 202L109 205H112V204L114 205ZM25 205H27V206H25ZM38 205H39V207H38ZM117 208H119V207H117ZM114 209H116V208H114ZM121 209H120V212H119V210L117 211V209H116V211L112 210V213H108L107 215L106 214L105 215L101 214V213H103L102 211L97 210L98 211L97 212L95 209H94L95 211L92 210V209H89L90 214H91V216H90L91 217L90 218L91 222L88 223L87 225L83 224L82 222L81 223H79V222L77 223L76 222L74 224L73 229L70 231V237L73 240V244L76 246L74 251L77 252V256H78L77 257L78 258L77 261L79 260L80 262H82L84 264V262L88 259V256L90 254V248L92 247V245L98 243L99 239H101L105 234H107V231H109L108 230L109 229V224L112 223L114 220H116L117 221L116 224L119 225V226H116L117 227L116 230L118 229L117 230L118 233H121L122 229H123V232L128 230L127 229L128 227H126L124 225V221L118 219V218H121V219L124 218V217H122L119 214L123 210V209L122 210ZM19 211H21V213L25 212V211L26 212H25V214L22 213L21 217H18V218L16 217L17 219H19V220H17L14 216H16L15 215L16 212L19 213ZM115 212H119L118 213L119 215L117 214L119 216L118 218H117V215L115 214ZM123 213H122V215H124ZM260 215L264 219V213H262ZM172 216L177 218L176 213L175 214L173 213ZM37 217L39 218V217H41V215H38ZM204 218L206 220H204ZM23 219H25V218H23ZM14 220L12 222H15ZM203 221H205L206 223L203 222ZM5 222H4V224L3 223H1V224L5 225L6 224ZM210 224H212V225H210ZM49 225H51V226H49ZM122 226H125L126 228L122 227ZM117 235H115V236H117ZM14 237L17 238V236H13L12 238H14ZM132 237L134 238L133 235H132ZM177 237H178V239H177L178 241L177 242H179V241H182L185 238V235L182 233V234H179V236H177ZM16 238L13 239L12 242L13 241L15 242ZM124 238L126 239L125 235H124ZM131 238H127V239H131ZM133 238L131 240H133ZM260 238H261V240H260ZM17 240H19V238H17ZM222 240L225 243L224 246H223V241ZM17 243H18V241H17ZM13 244L11 243L10 246H12ZM261 245H262V243H261ZM67 251L70 253V251H72V248L67 249ZM187 254H189V253H186L184 255L185 258L183 257V259H186V257H188ZM263 254H264V252H263ZM23 257L24 256H22V258H21L24 261V262H22L23 264H47V258H48L47 256H41L38 260H36V259L34 260V258L28 260L29 258L26 259V258H23ZM21 261H20V264H22Z\"/></svg>",
	"mask_w": 264,
	"mask_h": 264
},
{
	"label": "built area",
	"instance_id": "2783aa9c",
	"mask_svg": "<svg viewBox=\"0 0 264 264\" xmlns=\"http://www.w3.org/2000/svg\"><path fill=\"white\" fill-rule=\"evenodd\" d=\"M151 175V174H150Z\"/></svg>",
	"mask_w": 264,
	"mask_h": 264
}]
</instances>
